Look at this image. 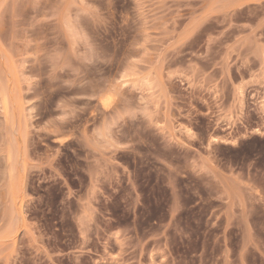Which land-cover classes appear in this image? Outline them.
I'll use <instances>...</instances> for the list:
<instances>
[{"label":"rangeland","instance_id":"obj_1","mask_svg":"<svg viewBox=\"0 0 264 264\" xmlns=\"http://www.w3.org/2000/svg\"><path fill=\"white\" fill-rule=\"evenodd\" d=\"M0 264H264V0H0Z\"/></svg>","mask_w":264,"mask_h":264}]
</instances>
